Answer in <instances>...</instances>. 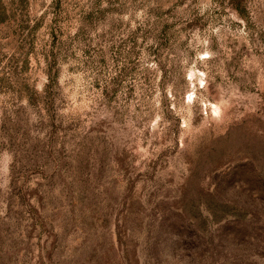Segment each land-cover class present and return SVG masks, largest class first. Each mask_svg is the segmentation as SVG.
Here are the masks:
<instances>
[{
  "label": "rangeland",
  "instance_id": "1",
  "mask_svg": "<svg viewBox=\"0 0 264 264\" xmlns=\"http://www.w3.org/2000/svg\"><path fill=\"white\" fill-rule=\"evenodd\" d=\"M0 264H264V0H0Z\"/></svg>",
  "mask_w": 264,
  "mask_h": 264
}]
</instances>
